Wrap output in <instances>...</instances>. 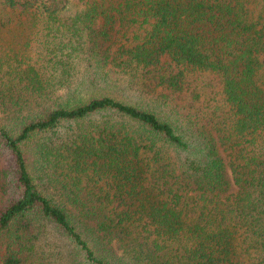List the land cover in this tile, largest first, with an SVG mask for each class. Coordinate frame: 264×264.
Here are the masks:
<instances>
[{
  "label": "trees",
  "instance_id": "1",
  "mask_svg": "<svg viewBox=\"0 0 264 264\" xmlns=\"http://www.w3.org/2000/svg\"><path fill=\"white\" fill-rule=\"evenodd\" d=\"M80 1L2 0L0 264H264V0Z\"/></svg>",
  "mask_w": 264,
  "mask_h": 264
},
{
  "label": "rangeland",
  "instance_id": "2",
  "mask_svg": "<svg viewBox=\"0 0 264 264\" xmlns=\"http://www.w3.org/2000/svg\"><path fill=\"white\" fill-rule=\"evenodd\" d=\"M82 4L80 0H72ZM71 9V7H70ZM41 35V34H40ZM39 35V36H40ZM39 38V37H37ZM37 38L32 34L24 22V18L13 14L0 0V63L1 68L15 66L20 61H30L37 57L41 50L38 48ZM25 63H21L23 67ZM212 77H208V82Z\"/></svg>",
  "mask_w": 264,
  "mask_h": 264
}]
</instances>
